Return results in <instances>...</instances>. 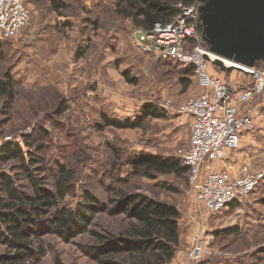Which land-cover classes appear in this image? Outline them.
<instances>
[{
	"label": "rangeland",
	"instance_id": "rangeland-1",
	"mask_svg": "<svg viewBox=\"0 0 264 264\" xmlns=\"http://www.w3.org/2000/svg\"><path fill=\"white\" fill-rule=\"evenodd\" d=\"M25 1L31 10L29 23L17 37L0 35L4 53L0 74L9 71L16 82V97L10 117L0 128V143L2 139L22 143L23 135L41 143L49 187L59 163L71 167L75 189L65 198L67 207L82 203L86 190L105 202L119 198L121 192L144 193L179 210V251L186 253L195 232L204 234L213 254L196 264H254L250 255L255 248L249 244L262 240L263 235L252 239L240 232L238 219L247 210L202 211L196 199L197 187L189 183L188 173L148 178L135 174L128 162L131 156L142 154L178 157L176 151L187 144L191 128L190 116L179 107L201 92L196 77L185 86L180 80L185 79L183 65L162 61L148 46L143 47L141 31L113 13L112 0H57L64 4L60 12L52 11V0ZM204 3L198 4V10ZM208 18V13L198 11L199 44L206 47ZM96 19L98 27L93 28ZM212 57L218 60L214 54ZM212 68L217 67L210 68L216 75ZM123 72L137 82H128ZM149 102L159 105L165 116L146 119L135 129L96 127L101 113L134 119ZM244 108L254 120L252 131L244 135L255 138L248 140L255 154L250 167L264 170V92ZM220 161L216 163L220 165ZM257 188L264 190V182L248 196L256 195ZM225 215L229 219L226 223ZM128 223L122 214L98 213L88 231L69 242L47 233L43 236L46 253L37 264H98L89 254L98 243L92 231L118 232ZM235 227L239 232L223 231Z\"/></svg>",
	"mask_w": 264,
	"mask_h": 264
},
{
	"label": "trees",
	"instance_id": "trees-1",
	"mask_svg": "<svg viewBox=\"0 0 264 264\" xmlns=\"http://www.w3.org/2000/svg\"><path fill=\"white\" fill-rule=\"evenodd\" d=\"M205 1L111 2L112 11L117 17L130 20L137 30L147 31L157 22H170L179 12V4H201ZM63 7L62 2L52 0L54 10L60 11ZM97 23L96 19L92 23L93 28L98 27ZM198 29L201 27L198 26ZM2 47L0 43V62L4 58ZM165 62L177 64L172 61ZM212 64L226 73L235 69L226 67L220 60H214ZM263 65L261 60L255 63L258 67ZM183 68L185 79L180 80L185 86H189L190 78L194 76L193 67ZM122 75L130 83L137 82L126 72ZM15 97L16 82L10 72L5 71L0 74V116H5L0 118V128L7 122L6 118L10 117ZM164 116L165 111L159 105L149 102L142 105L134 119L121 120L101 113V122L96 123V127L99 130L106 127L135 129L142 127L146 119ZM29 136L23 135L22 143L14 139H2L0 143V264L39 263L46 253L43 241L45 234H54L69 242L80 233L87 232L98 213L111 216L122 214L129 220L128 227L118 232L105 229L104 232L92 231L98 243L89 250V254L98 264H165L179 251L180 213L174 204L138 192H121L119 198L105 202L86 190L82 194V203L77 204L75 208L67 207L64 205L65 198L75 189L74 170L65 163H59L57 173L53 175L54 181L49 187L46 181L48 173L43 172V157L40 155L43 145L34 143ZM128 162L135 174L140 173L148 178L163 174L183 176L188 173V167L174 155H134ZM7 165L12 166L8 171L5 169ZM223 231L232 234L237 233L238 229L227 228ZM262 242L264 235L262 240L258 239L256 243ZM250 256L254 264H264V246L256 248Z\"/></svg>",
	"mask_w": 264,
	"mask_h": 264
},
{
	"label": "built area",
	"instance_id": "built-area-1",
	"mask_svg": "<svg viewBox=\"0 0 264 264\" xmlns=\"http://www.w3.org/2000/svg\"><path fill=\"white\" fill-rule=\"evenodd\" d=\"M178 7V14L170 22L155 23L150 30L141 31L140 39L145 43L143 47L148 46L159 59L193 67L201 92L179 107L181 113L192 119L188 142L176 154L188 167L189 183L197 187L200 209L217 213L247 197L264 179L263 170H253L246 164L236 177L227 168L214 167L226 154L238 150L242 136L254 127L252 114L244 106L264 92V65L232 66L246 76L242 83H237V89L223 77L214 75L210 71L212 53L199 44L198 4ZM30 18L31 10L24 0H0L3 37H17ZM212 254L204 234L200 230L195 232L185 253L187 261L196 264Z\"/></svg>",
	"mask_w": 264,
	"mask_h": 264
},
{
	"label": "water",
	"instance_id": "water-1",
	"mask_svg": "<svg viewBox=\"0 0 264 264\" xmlns=\"http://www.w3.org/2000/svg\"><path fill=\"white\" fill-rule=\"evenodd\" d=\"M198 11L209 14L208 49L218 60L264 62V0H206Z\"/></svg>",
	"mask_w": 264,
	"mask_h": 264
},
{
	"label": "crops",
	"instance_id": "crops-1",
	"mask_svg": "<svg viewBox=\"0 0 264 264\" xmlns=\"http://www.w3.org/2000/svg\"><path fill=\"white\" fill-rule=\"evenodd\" d=\"M51 9L53 12H60L52 8V1H51ZM225 66L228 67L227 65ZM211 67H214V65L212 64ZM212 70L216 73V75L223 77L224 79H226L225 77L227 76L228 77L227 80L232 83L235 89H237V86H236L237 83L238 84L242 83L243 80L246 79V76L243 75V73L238 69H233L228 73H226L224 70H219V69L215 70L212 68ZM237 94L238 93L236 92L235 97L237 96ZM191 119L192 117L190 116V125H191ZM253 136H251V139H249L250 137H246L243 135L238 150L232 153L227 152L228 154L225 155V158L220 161V165L218 163H215L214 165L217 168H227L232 177H236L239 175L240 167L243 164H246L252 167L255 154L252 153L251 147H248L249 146L248 142L249 141L253 142V140H255ZM242 141H245V142L242 143ZM259 170H263V169H259ZM263 182H264V179L263 181H261L260 184H262ZM255 193L256 195H254L253 193V195L251 196L240 198L237 201H234L229 207L225 209L226 212L229 209L233 211L235 210V212L242 211L243 209L247 210V213L245 214V216L240 215L237 225L240 227L239 229L240 232L243 231L244 235L247 238H252V239L254 238L255 235L257 236H259L260 234L264 235V190H262L261 188H257ZM223 219H224V223H226L229 220L228 215H225ZM248 220H250V222ZM235 228L237 229L238 227H235ZM249 245L256 249L259 246H264V242L263 244L256 243L254 240V242L253 243L251 242ZM248 248L249 247H247V249ZM165 264H191V263L187 261L185 252L181 250L177 252L175 256L169 262Z\"/></svg>",
	"mask_w": 264,
	"mask_h": 264
},
{
	"label": "bare ground",
	"instance_id": "bare-ground-1",
	"mask_svg": "<svg viewBox=\"0 0 264 264\" xmlns=\"http://www.w3.org/2000/svg\"><path fill=\"white\" fill-rule=\"evenodd\" d=\"M212 55H213V54H212ZM224 62H225V63H229V65H231V64H232V63H231V61H229V60H226V59L224 60ZM229 65H227V66H229Z\"/></svg>",
	"mask_w": 264,
	"mask_h": 264
}]
</instances>
